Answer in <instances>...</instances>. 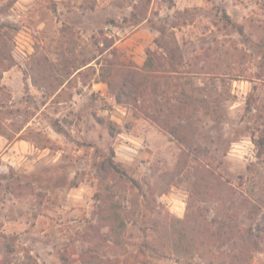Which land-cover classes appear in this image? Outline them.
I'll use <instances>...</instances> for the list:
<instances>
[{
	"label": "rangeland",
	"instance_id": "obj_1",
	"mask_svg": "<svg viewBox=\"0 0 264 264\" xmlns=\"http://www.w3.org/2000/svg\"><path fill=\"white\" fill-rule=\"evenodd\" d=\"M0 59V264H264V0H0Z\"/></svg>",
	"mask_w": 264,
	"mask_h": 264
},
{
	"label": "trees",
	"instance_id": "obj_2",
	"mask_svg": "<svg viewBox=\"0 0 264 264\" xmlns=\"http://www.w3.org/2000/svg\"><path fill=\"white\" fill-rule=\"evenodd\" d=\"M238 30H239V26H238ZM150 51H148L147 53V57L145 59V61L143 62V64L141 66H136L134 65L129 66L127 68V74H130L129 79H127L126 81H124L125 83H121L120 84V89L121 87L124 86V84L126 83H134L132 80H134L135 77H138L141 75L142 80H146V73L148 71H153L154 69V65H153V60L151 59L150 56ZM110 61V60H109ZM88 62H84L83 65H86ZM6 70L5 66L3 64V60L0 59V74L2 71ZM32 79V83L36 84V81ZM116 83L114 81L113 76L111 77V79H109L107 81V85L109 87V89L111 91L115 90L116 87ZM122 91L118 93V91L116 92V100L117 102H121L122 98ZM98 168L101 171V181L103 182L106 177L108 176V173L112 171V174H116L117 172H120L116 166L113 164V162L111 160H107V161H103L100 164H98ZM123 176V175H120ZM124 177V176H123ZM126 178V177H125ZM131 180V179H129ZM105 190L106 192V196L103 197V202H104V207L101 211V213L99 214L98 218L99 221H101L103 224H105L108 228V232L110 237L113 240V245L116 249H119L123 246V241H124V234H125V230H126V224H125V220L122 216V213L120 211V204L118 203L117 200H113V194L111 193L110 189H111V185H109L108 183H105ZM249 245L252 247H255V249H258L259 246L256 243L255 240L249 238ZM14 242H15V237L13 235H7V234H1L0 233V248L2 251V255L4 256L3 262L4 263H9L10 262V256L12 253L15 252V247H14ZM176 243V242H175ZM174 243V244H175ZM184 253L186 255H192V252L190 249L188 248H184ZM26 260H27V264H39L36 259H34L29 253L26 254ZM104 264H112L110 262H105Z\"/></svg>",
	"mask_w": 264,
	"mask_h": 264
}]
</instances>
